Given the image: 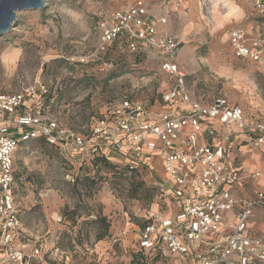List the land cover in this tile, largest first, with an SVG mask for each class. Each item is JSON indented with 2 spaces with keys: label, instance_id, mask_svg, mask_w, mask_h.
<instances>
[{
  "label": "rangeland",
  "instance_id": "374dc122",
  "mask_svg": "<svg viewBox=\"0 0 264 264\" xmlns=\"http://www.w3.org/2000/svg\"><path fill=\"white\" fill-rule=\"evenodd\" d=\"M44 1V8L17 11L12 27L0 34L1 93L44 84L48 94L40 99L38 112L87 137L89 147L99 145V137L92 135L98 120L122 99L139 100L155 115L163 110L160 95L170 82L154 52L136 56L124 42H115L99 62L91 55L99 22L136 0ZM142 1L150 17L161 15L164 6L169 9L160 28L180 41L177 62L195 99L208 103L223 96L247 116L264 115V70L236 58L227 35L235 26L254 24L253 0ZM210 123L222 132L217 120ZM206 128L203 124L197 132L199 143H207ZM103 152L110 166L99 151H72L70 145L63 151L42 139L17 147L18 209L45 264H137L134 241L147 216L160 211L163 219L169 217L170 208L163 210L166 201L153 185L164 178L159 162L154 160L152 170L129 171L124 157ZM239 152L242 166L260 173L249 179V187L264 189V153L243 145Z\"/></svg>",
  "mask_w": 264,
  "mask_h": 264
},
{
  "label": "built area",
  "instance_id": "2783aa9c",
  "mask_svg": "<svg viewBox=\"0 0 264 264\" xmlns=\"http://www.w3.org/2000/svg\"><path fill=\"white\" fill-rule=\"evenodd\" d=\"M253 8L254 24L229 29L228 41L236 58L264 70V0H253ZM168 15L164 6L161 15L150 17L144 2L136 0L99 22L92 56L99 60L109 44L125 39L130 52L159 56L170 82L160 95L163 110L157 115L127 97L99 119L92 132L99 145L89 147L87 137L38 112L40 99L48 94L44 84L0 92V264H45L41 246L29 239L16 200L14 154L21 142L32 139L63 151L69 145L72 151H99L109 159L105 149L124 157L129 171L152 170L155 158L160 160L164 178L153 185L170 215L163 219L156 211L147 216L134 241L138 263L171 259L172 264H264V189L249 187V179L260 173L239 160L242 145L264 153V115L247 116L223 96L206 103L191 95L177 62L180 41L160 28ZM211 120L222 126L220 134ZM203 124L206 144L197 136ZM259 216L263 220L258 224ZM253 219L257 224L250 225ZM143 255H149L147 262Z\"/></svg>",
  "mask_w": 264,
  "mask_h": 264
},
{
  "label": "water",
  "instance_id": "95a60500",
  "mask_svg": "<svg viewBox=\"0 0 264 264\" xmlns=\"http://www.w3.org/2000/svg\"><path fill=\"white\" fill-rule=\"evenodd\" d=\"M45 6L44 0H0V34L12 27L17 11L39 9Z\"/></svg>",
  "mask_w": 264,
  "mask_h": 264
},
{
  "label": "trees",
  "instance_id": "16d2710c",
  "mask_svg": "<svg viewBox=\"0 0 264 264\" xmlns=\"http://www.w3.org/2000/svg\"><path fill=\"white\" fill-rule=\"evenodd\" d=\"M115 42H124L125 44H126V46H127V43H126V41H125V39H118V40H116V41H114V42H112L111 44H109V46L107 47V49H106V51H104L103 53H101V56L100 57H102L103 55L105 56L106 55V53L109 51V48L112 46V44L113 43H115ZM134 54V53H133ZM134 55H136V56H145L144 54H134ZM96 61L97 62H99V60L98 59H96ZM102 159L104 160V163L105 164H107L108 166H110V163H109V161L105 158V156H103L102 157ZM125 167V166H124ZM126 168V167H125ZM127 169V168H126ZM134 255H135V253H134ZM136 256V255H135ZM148 256L149 255H143V257L145 258V260H146V262H147V259H148ZM136 258V257H135ZM137 264H146L145 262L143 263H137Z\"/></svg>",
  "mask_w": 264,
  "mask_h": 264
},
{
  "label": "crops",
  "instance_id": "0c3cea01",
  "mask_svg": "<svg viewBox=\"0 0 264 264\" xmlns=\"http://www.w3.org/2000/svg\"><path fill=\"white\" fill-rule=\"evenodd\" d=\"M239 160L242 161V162L244 163V161L242 160V157H241V156H239ZM155 161H156V162H159V164H160V160H159L157 157L155 158ZM155 161H154V162H155ZM154 162H153V163H154ZM160 166H161V165H160Z\"/></svg>",
  "mask_w": 264,
  "mask_h": 264
}]
</instances>
